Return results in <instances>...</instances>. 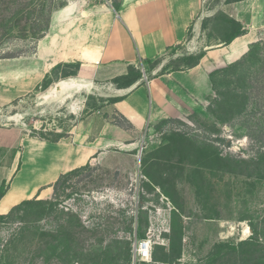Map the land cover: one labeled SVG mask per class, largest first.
<instances>
[{
	"label": "rangeland",
	"instance_id": "374dc122",
	"mask_svg": "<svg viewBox=\"0 0 264 264\" xmlns=\"http://www.w3.org/2000/svg\"><path fill=\"white\" fill-rule=\"evenodd\" d=\"M73 1L0 0V59L31 55L52 14ZM239 2L201 0L186 42L159 65H134L139 81L163 66L184 70L188 55L223 47ZM111 80H94L88 69L58 74L47 90L0 109V125L37 139L102 143L56 186L52 214L29 208L0 223V264H131L133 245L147 233L149 264H264V35L212 74L209 105L185 121L137 133L118 114L94 113L119 95Z\"/></svg>",
	"mask_w": 264,
	"mask_h": 264
},
{
	"label": "crops",
	"instance_id": "0c3cea01",
	"mask_svg": "<svg viewBox=\"0 0 264 264\" xmlns=\"http://www.w3.org/2000/svg\"><path fill=\"white\" fill-rule=\"evenodd\" d=\"M200 2L118 0L117 11L106 0L69 2L52 14L46 34L31 55L0 59V109L34 91L60 63L78 61L79 75L88 69L94 80H111L126 74L129 65L160 57L167 47L186 42ZM232 8L230 17L247 29L246 34L227 46L204 50L195 67L119 90L111 98L122 100L101 110L118 114L131 131L140 133L163 121H185L206 108L214 96L212 74L239 61L264 35V0H246ZM38 149L45 150L44 156L28 153ZM100 149L98 139L80 145L65 140L51 143L30 137L18 125H0V189L6 187L0 215L25 200H50L59 176L89 164Z\"/></svg>",
	"mask_w": 264,
	"mask_h": 264
},
{
	"label": "trees",
	"instance_id": "16d2710c",
	"mask_svg": "<svg viewBox=\"0 0 264 264\" xmlns=\"http://www.w3.org/2000/svg\"><path fill=\"white\" fill-rule=\"evenodd\" d=\"M239 1H243V0H235V2H239ZM118 6H119V3H117V5L115 7L113 6L116 11L118 10ZM227 23L230 25V27L232 29V34L230 35L228 40L224 42V46L229 45L235 38L246 34V31H247V29L242 28L241 24L238 23L237 21H235L234 19H229L227 21ZM48 27H49V20H48L45 28L41 31V35H39L36 38V42L34 43V49L36 48L37 40H39L40 38H42L46 34ZM187 37H188V32H187L186 40H187ZM176 46H178V45L167 47L164 53L172 50V48H175ZM204 54L205 53L202 52L199 56L188 55L185 58V63L187 65L186 69H190L192 67L197 66L200 59L204 56ZM2 58H11L12 59V58H16V57L8 56V57H2ZM141 61H143L145 64H147L149 66L159 65V63H161V61H162V55L160 57H157L154 60L145 59V60H141ZM80 67H81V63L78 61L57 64L56 66H54L50 70L49 73H47L44 76V78L42 79L40 84L37 85V87L34 89V92L47 90L50 87V85L52 84V78L58 74L62 78L76 76L80 70ZM65 69L68 71L62 72ZM180 70H183V69H175V70L167 71L166 67L163 66L161 71L158 74H154V75H151L150 77H147V80H150L152 78H156V77L163 75V74H166L167 72H170V71H180ZM140 78H141V74L135 68V66L129 65L127 67L126 74L113 78L111 80V83L118 86V89H127V88H130L131 86L135 85L136 83H139V85L144 84L143 82L139 81ZM122 98L123 97L112 98V99L108 100V104L118 102V101L122 100ZM99 109H101V108H93V110H96V111H98ZM171 121H174V120H171ZM171 121H163V122H171ZM30 137H34V136H30ZM38 137H39L38 139H40V140H44V141L51 142V143H57L64 138V136H62V137H59L56 139H49V138H46L42 135H40ZM80 168L74 169V170H72L66 174L60 175L59 178L57 179V181L52 185L53 190L54 191L56 190V186L62 181V179H64L66 176H68L72 173H75ZM5 189H6V187L3 185L0 189V198L3 196ZM35 207H41V208H38L36 211V215L39 217H43V216L46 217V216H49L50 213L51 214L53 213L52 210H50L49 200H41V199H38L36 197V198L30 199V200L22 201L20 204L13 207L7 214L0 215V223H4L6 221L12 220L15 217V215L22 210L29 209V208H32V210H33ZM143 238L144 237H141L140 239H143ZM153 250L154 249L152 248L151 258H153ZM129 262H130V260H129ZM140 264H149V263H140Z\"/></svg>",
	"mask_w": 264,
	"mask_h": 264
},
{
	"label": "built area",
	"instance_id": "2783aa9c",
	"mask_svg": "<svg viewBox=\"0 0 264 264\" xmlns=\"http://www.w3.org/2000/svg\"><path fill=\"white\" fill-rule=\"evenodd\" d=\"M147 82V79L145 80ZM153 241L150 233L146 237L135 242L132 249L131 264L150 263Z\"/></svg>",
	"mask_w": 264,
	"mask_h": 264
},
{
	"label": "bare ground",
	"instance_id": "6f19581e",
	"mask_svg": "<svg viewBox=\"0 0 264 264\" xmlns=\"http://www.w3.org/2000/svg\"><path fill=\"white\" fill-rule=\"evenodd\" d=\"M28 153H29V154H33L34 156H38V155H39L37 152H36V153H32V152L28 151ZM44 153H45V151H44L43 154H42L43 156H44Z\"/></svg>",
	"mask_w": 264,
	"mask_h": 264
}]
</instances>
